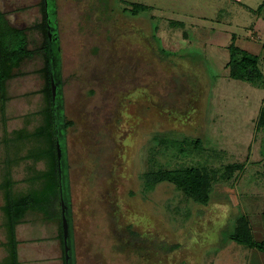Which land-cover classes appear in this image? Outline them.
<instances>
[{"label":"rangeland","instance_id":"374dc122","mask_svg":"<svg viewBox=\"0 0 264 264\" xmlns=\"http://www.w3.org/2000/svg\"><path fill=\"white\" fill-rule=\"evenodd\" d=\"M262 1L47 0L55 93L72 123L60 148L74 264H264V253L230 239L245 222L264 242ZM43 2L0 0L10 25L27 29L28 49L43 42L32 29ZM231 43L258 57L263 84L229 77ZM42 67L39 57L20 64L0 112V183L7 168L18 195L39 188L28 179L46 169L25 159L39 145L17 135L42 123ZM192 169L208 176L205 203L155 179ZM2 205L0 191V216ZM29 219V236L58 229L40 212Z\"/></svg>","mask_w":264,"mask_h":264},{"label":"trees","instance_id":"16d2710c","mask_svg":"<svg viewBox=\"0 0 264 264\" xmlns=\"http://www.w3.org/2000/svg\"><path fill=\"white\" fill-rule=\"evenodd\" d=\"M47 0L42 4L43 21L32 26V29L39 31L43 36V42L40 46L28 49L27 29H18L10 25L5 14L0 10V112L4 116L5 105L7 102L6 84L14 77V71L26 59L39 57L43 62V67L39 71L44 76L45 88L44 107L40 111L42 123L31 134L18 132V140L33 139L39 147L30 152L25 159H31L35 162H44L46 169L36 173L30 179L31 183H36L39 188L32 190L26 195H18L14 192V184L11 173L6 168L3 179L0 183V191L3 196V205L1 212L4 217L5 230V251L7 253L4 264H18L16 226L20 224L25 214L29 211L40 212L44 220L48 222L58 221V240L63 254L64 247L61 223V200L69 209L68 189L66 184L65 171L63 165L59 169L56 143L60 146L63 143L64 132L72 125L65 121L62 110L57 101L56 93L52 97V80L55 82L57 68L53 62V44L49 40L47 25L51 24L52 15L47 13ZM52 7L50 6V9ZM134 13H142L148 10V7L142 5H132ZM257 11L264 13V0L257 8ZM264 48V45H263ZM230 53L227 68L229 77L233 80L247 83L263 84V74L258 66V57L237 48L234 43L228 46ZM164 52V51H162ZM258 125L264 126V103L258 118ZM61 163H64V153L61 152ZM8 162L6 165L8 166ZM155 179L168 180L173 182L186 196L194 201L205 203L208 200V176L198 169L175 172H162L155 175ZM68 219H70L68 211ZM69 221V220H68ZM70 225V223H69ZM130 235L137 241L138 233L131 232ZM250 231L245 222L241 223L240 231L230 239L242 243L251 249H256L264 253V242H254L250 237ZM178 244L169 245L167 253L178 250Z\"/></svg>","mask_w":264,"mask_h":264},{"label":"crops","instance_id":"0c3cea01","mask_svg":"<svg viewBox=\"0 0 264 264\" xmlns=\"http://www.w3.org/2000/svg\"><path fill=\"white\" fill-rule=\"evenodd\" d=\"M3 215V214H2ZM0 216V248L5 251V230L3 216ZM30 219L16 226L17 257L18 264H64L63 254L58 240V230H54L50 236H29V231L24 226L31 224ZM30 251V252H29ZM0 258V264H4L6 255Z\"/></svg>","mask_w":264,"mask_h":264},{"label":"water","instance_id":"95a60500","mask_svg":"<svg viewBox=\"0 0 264 264\" xmlns=\"http://www.w3.org/2000/svg\"><path fill=\"white\" fill-rule=\"evenodd\" d=\"M51 33L48 32V37L50 38ZM52 88V97H55V87L53 81L51 82ZM56 153H57V160L59 169L61 168V148L60 143H56ZM63 201L61 200V223H62V236H63V247H64V260L65 264H69L70 260V246H69V224L66 215V207L63 205Z\"/></svg>","mask_w":264,"mask_h":264},{"label":"flooded vegetation","instance_id":"af4514ba","mask_svg":"<svg viewBox=\"0 0 264 264\" xmlns=\"http://www.w3.org/2000/svg\"><path fill=\"white\" fill-rule=\"evenodd\" d=\"M7 18V17H6ZM8 20V19H7ZM55 28L51 27V25H47V32L51 33V36L49 38V40L51 42H55V33L53 32ZM53 32V33H52ZM53 81V80H52ZM54 83V81H53ZM55 84V83H54ZM63 165V163H61V166ZM67 207V206H66ZM66 215H67V219H68V207H67V211H66ZM68 224L70 223V219H68ZM74 241H73V234L71 231V225H69V246H70V260H69V264H74V255H73V250H74Z\"/></svg>","mask_w":264,"mask_h":264}]
</instances>
